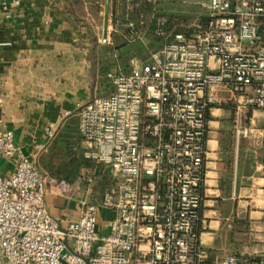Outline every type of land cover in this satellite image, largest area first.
<instances>
[{"label": "built area", "instance_id": "2783aa9c", "mask_svg": "<svg viewBox=\"0 0 264 264\" xmlns=\"http://www.w3.org/2000/svg\"><path fill=\"white\" fill-rule=\"evenodd\" d=\"M203 7L198 29L176 33L129 72L110 73L112 93L82 106L84 157L112 167L118 179L100 203L85 201L66 228L45 195L49 181L64 191L73 184L40 171L14 132L1 130L0 101V156L19 157L11 176L0 170V264H264V251L212 257L200 236L214 90H232L238 110H264V0H208ZM102 206L113 212L103 225Z\"/></svg>", "mask_w": 264, "mask_h": 264}, {"label": "crops", "instance_id": "0c3cea01", "mask_svg": "<svg viewBox=\"0 0 264 264\" xmlns=\"http://www.w3.org/2000/svg\"><path fill=\"white\" fill-rule=\"evenodd\" d=\"M4 1H7L5 6ZM20 1L15 5L13 0H0V101L4 123L1 130H12L17 147L35 161L37 146L47 151L56 140L65 148L70 139L75 142L80 136V111L95 94V45L79 5L86 9L88 4L97 6L100 0ZM113 2L109 0L110 8ZM106 3L107 0L101 5L106 7ZM155 10L181 16L189 13L190 5L155 0ZM109 16L111 37L110 10ZM90 28L101 43L104 25L101 30L98 26L97 30ZM213 94L215 101L208 117L201 241L212 257L261 254L264 251V110H238L234 92L227 88H217ZM67 110H71L69 117L65 115ZM244 128L248 134H239L238 130ZM51 129L55 131L54 138L48 135ZM61 132L63 137H58ZM80 143L85 149L81 137ZM8 161L5 175L11 176L19 157ZM72 184L66 191L60 183L51 184L45 195L47 209L61 228L82 216L84 202L91 193V188L81 180ZM257 246L261 247L260 251H256ZM252 248L254 253H250Z\"/></svg>", "mask_w": 264, "mask_h": 264}, {"label": "trees", "instance_id": "16d2710c", "mask_svg": "<svg viewBox=\"0 0 264 264\" xmlns=\"http://www.w3.org/2000/svg\"><path fill=\"white\" fill-rule=\"evenodd\" d=\"M80 3V0H73ZM111 1V0H110ZM110 8L112 14V45L113 48L120 50L127 46L129 41L139 38L142 35V29L151 32L153 36L162 41V44L171 42L178 32L187 34L194 30L183 25L187 18L167 15L155 10V1L153 0H113ZM135 23L134 27L128 26L129 20ZM206 19L201 18L200 24L205 23ZM90 39L96 44L98 37L90 26ZM159 29L164 31V35H159ZM161 44V45H162ZM160 45V46H161ZM159 46V47H160ZM54 153L53 157L40 158V165L43 172L49 177L66 183H73L76 180L88 183L92 186V201L100 203L104 192L111 188L117 182V179L107 176L104 172L105 165L86 159L84 149L71 139L65 148H60Z\"/></svg>", "mask_w": 264, "mask_h": 264}, {"label": "rangeland", "instance_id": "374dc122", "mask_svg": "<svg viewBox=\"0 0 264 264\" xmlns=\"http://www.w3.org/2000/svg\"><path fill=\"white\" fill-rule=\"evenodd\" d=\"M175 1L184 2L190 5L191 11L189 10V13L186 15H181V17L187 18V20L183 22L184 23L183 25H185L187 28H191L192 30L198 29L199 25H202L200 24L201 18H204V15H206V11H203L204 8L203 3H205L208 0H175ZM105 2L106 0H100V4L97 5L98 7L96 5L88 4L86 5V9L85 8L83 9V6L79 5V12L81 13V15L85 16L84 21L87 22V24L89 22V25L94 27L95 29L98 26V30H101L104 25L105 6L101 4ZM101 10L103 11L102 14H100ZM141 32H142L141 37L129 41V44L121 48L120 50L113 48L112 43L103 44L97 41L96 44H94L95 45V51L93 54V64H94L93 67H94V77H95L94 96L104 97L112 93V91L114 90V85L112 83V79L109 77L110 73L129 72L132 66L138 65L144 61H149L148 59L149 53L157 49L162 44V41L157 40L150 31L147 32L144 29H142ZM69 116L71 115L69 114L68 117ZM62 135L63 134L61 132L58 134V137L60 136L63 137ZM65 137H67V135ZM68 137L76 139L75 136L70 135ZM80 137L81 136L78 135V139L74 143H77L81 148H83L82 144L80 143ZM50 147L51 148H49L47 151H44L43 150L44 148L40 150L39 149L40 147H38V149L34 151L38 153L36 164L40 171L42 170V166L40 165V161H39L40 158L42 156H46L47 158H49V155L51 154L53 155H51L50 157H53L56 151L61 150L60 144L56 143V140L53 141V144ZM14 158L15 156L7 157L4 154L0 156V169L2 171L3 176H6L5 170L8 168L7 161L9 159L14 160ZM104 172L107 176L118 179L117 177L118 172L112 167H105ZM51 184L53 186H58V183L49 181L48 186L50 187ZM84 185L87 188H91L92 190V186L90 184H86L84 182ZM85 186L83 188L84 193L85 190H87ZM92 195L93 193L91 191V193H89V195L87 196L88 200H86V202H92ZM106 210H109V212ZM100 212H103L102 215L105 218V221L108 218L112 217L113 215L111 208L106 206L105 207L102 206L100 208ZM254 249L255 248H252L250 250L252 252L250 253H254L255 251ZM256 249H257L256 251H260L261 247L257 246ZM251 255L254 254H249L248 256ZM61 264H65V261L63 260Z\"/></svg>", "mask_w": 264, "mask_h": 264}, {"label": "water", "instance_id": "95a60500", "mask_svg": "<svg viewBox=\"0 0 264 264\" xmlns=\"http://www.w3.org/2000/svg\"><path fill=\"white\" fill-rule=\"evenodd\" d=\"M108 23H109V0H107L105 7L104 37L108 35Z\"/></svg>", "mask_w": 264, "mask_h": 264}]
</instances>
